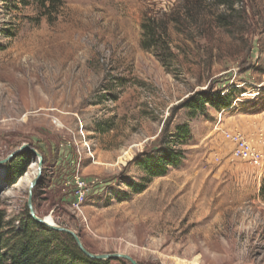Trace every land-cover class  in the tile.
<instances>
[{
    "label": "rangeland",
    "instance_id": "374dc122",
    "mask_svg": "<svg viewBox=\"0 0 264 264\" xmlns=\"http://www.w3.org/2000/svg\"><path fill=\"white\" fill-rule=\"evenodd\" d=\"M150 17L170 22L169 46L144 48ZM208 88L233 93L235 108L192 116L182 104ZM263 89L264 0H63L49 18L0 0V160L23 144L45 156L37 211L93 253L264 264V111L242 109ZM179 124L193 137L183 164L131 194L125 182L143 173L129 163ZM233 132L263 153L260 167L233 158ZM28 153L14 184L0 165V210L16 229L32 161L39 170ZM76 174L89 184L80 211Z\"/></svg>",
    "mask_w": 264,
    "mask_h": 264
},
{
    "label": "trees",
    "instance_id": "16d2710c",
    "mask_svg": "<svg viewBox=\"0 0 264 264\" xmlns=\"http://www.w3.org/2000/svg\"><path fill=\"white\" fill-rule=\"evenodd\" d=\"M22 1L28 3V0ZM31 1L39 6L41 15L48 18L52 13H56L63 3V0ZM156 19L150 17L142 25L144 36L148 38L143 42L145 49L159 45V42L165 47L170 44V22L159 24ZM263 91L264 89L260 90L249 103L246 102V107L242 108L243 112L264 111V99L262 102H258L261 101L259 97ZM232 94L229 91L208 88L190 96L182 106L189 109L192 116L197 111L204 110L206 105H210L218 111H229L235 108ZM192 138L189 124H179L174 129L167 126L163 130L157 149L142 152L129 163L135 165L143 173L141 179L139 181L129 179L124 186L129 189L131 194L142 193L154 178L165 176L170 168H179L186 157L185 150L180 146L188 144ZM30 158V154L25 151L6 165L8 183H16L17 179L25 172ZM43 161L46 167L48 160L45 156ZM42 183L41 181L40 184ZM40 184L38 187H41ZM37 188L34 190L33 203L36 213L40 216L35 204ZM260 193L264 197V181ZM116 198L125 199L121 198L119 194H116ZM18 221L20 226L17 229L10 227L6 221V212L0 210V264H110L109 260L86 256L72 235L56 231L35 221L30 215L28 205L23 209Z\"/></svg>",
    "mask_w": 264,
    "mask_h": 264
},
{
    "label": "water",
    "instance_id": "95a60500",
    "mask_svg": "<svg viewBox=\"0 0 264 264\" xmlns=\"http://www.w3.org/2000/svg\"><path fill=\"white\" fill-rule=\"evenodd\" d=\"M30 152L32 153L35 157L39 158V173L38 176L35 178V180H33V182L30 184V193H29V200H28V209L30 211V215L31 217L37 221L38 223L44 224L56 231H60V232H65L68 233L70 235H72L78 245V247L80 248V250L88 257L90 258H94V259H99V260H118V259H125L127 261H129L131 264H139L137 260H135L133 257H131L130 255L127 254H122V253H110V254H96L93 253L91 251H89L85 245L83 244L80 236L73 230L66 228V227H62L57 225L54 221L49 222L46 217H40L38 216V214L36 213V210L34 208V203H33V196H34V190L35 188L40 184L41 179H42V174H43V157L40 153H38V151H36L34 148H32L30 145L28 144H23L22 146H20L18 149H16L15 151H13L11 154H9L7 156V158L0 160V165L6 166L10 161H12L16 156H18L20 153L22 152Z\"/></svg>",
    "mask_w": 264,
    "mask_h": 264
},
{
    "label": "built area",
    "instance_id": "2783aa9c",
    "mask_svg": "<svg viewBox=\"0 0 264 264\" xmlns=\"http://www.w3.org/2000/svg\"><path fill=\"white\" fill-rule=\"evenodd\" d=\"M237 102H235L236 104ZM227 139L234 144L233 158H247L254 167H260L263 163V153L257 148L250 145L240 132L227 133ZM76 199L73 205L80 211V205L84 202L89 184L80 177L75 175Z\"/></svg>",
    "mask_w": 264,
    "mask_h": 264
},
{
    "label": "bare ground",
    "instance_id": "6f19581e",
    "mask_svg": "<svg viewBox=\"0 0 264 264\" xmlns=\"http://www.w3.org/2000/svg\"><path fill=\"white\" fill-rule=\"evenodd\" d=\"M38 163L37 162H34L32 161L29 168H28V171H27V174L26 176L30 179L35 180V178L38 176V173H39V170H38ZM49 222H52L53 220L49 219V218H46Z\"/></svg>",
    "mask_w": 264,
    "mask_h": 264
}]
</instances>
